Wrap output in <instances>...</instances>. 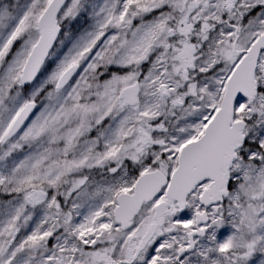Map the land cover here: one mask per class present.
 <instances>
[{
  "label": "snow or ice",
  "instance_id": "1",
  "mask_svg": "<svg viewBox=\"0 0 264 264\" xmlns=\"http://www.w3.org/2000/svg\"><path fill=\"white\" fill-rule=\"evenodd\" d=\"M0 264H264V0H0Z\"/></svg>",
  "mask_w": 264,
  "mask_h": 264
}]
</instances>
